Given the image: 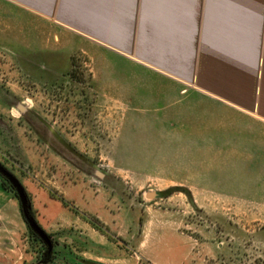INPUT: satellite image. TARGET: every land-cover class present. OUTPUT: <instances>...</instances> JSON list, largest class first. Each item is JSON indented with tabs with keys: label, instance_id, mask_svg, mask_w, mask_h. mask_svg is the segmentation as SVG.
Listing matches in <instances>:
<instances>
[{
	"label": "rangeland",
	"instance_id": "obj_1",
	"mask_svg": "<svg viewBox=\"0 0 264 264\" xmlns=\"http://www.w3.org/2000/svg\"><path fill=\"white\" fill-rule=\"evenodd\" d=\"M77 43L0 42V164L41 230L56 215L96 229L70 223L48 264H160L161 250L187 252V264H264V126L189 88L161 96L154 80L134 97L143 104H116L109 81L94 82L108 66ZM40 248L21 218L0 224V264H40Z\"/></svg>",
	"mask_w": 264,
	"mask_h": 264
},
{
	"label": "crops",
	"instance_id": "obj_2",
	"mask_svg": "<svg viewBox=\"0 0 264 264\" xmlns=\"http://www.w3.org/2000/svg\"><path fill=\"white\" fill-rule=\"evenodd\" d=\"M75 40L93 50L95 64L108 66L95 71L94 82L109 81L116 104H143L134 97L154 80L161 96L167 84L189 88L264 126V0H0L2 46L69 49ZM15 208L0 188L1 225L20 218ZM55 218L45 232L57 248L70 223L95 233L82 217ZM173 256L161 250L158 263L190 261L185 251ZM117 259L111 255L109 264Z\"/></svg>",
	"mask_w": 264,
	"mask_h": 264
},
{
	"label": "water",
	"instance_id": "obj_3",
	"mask_svg": "<svg viewBox=\"0 0 264 264\" xmlns=\"http://www.w3.org/2000/svg\"><path fill=\"white\" fill-rule=\"evenodd\" d=\"M0 173H2L11 184V187L14 190L16 197L19 201L21 212L25 222L27 223V226L50 250L52 247L50 237L43 230H41V228L38 226L35 220L29 216L30 206L27 203V198L24 193V189L22 185L18 182V180L14 176L9 174L8 172L2 170L0 171ZM146 197L156 198L158 197V194L154 192H150L146 194Z\"/></svg>",
	"mask_w": 264,
	"mask_h": 264
},
{
	"label": "flooded vegetation",
	"instance_id": "obj_4",
	"mask_svg": "<svg viewBox=\"0 0 264 264\" xmlns=\"http://www.w3.org/2000/svg\"><path fill=\"white\" fill-rule=\"evenodd\" d=\"M6 171L8 172L9 174H11L12 176H14L11 172H9L4 166H2L0 164V171ZM15 177V176H14ZM16 178V177H15ZM17 179V178H16ZM19 182V181H18ZM3 186H6L9 190H5V188ZM0 188L4 191H7V192H10L14 199L16 200L17 202V205H18V211H19V215H20V218L22 219V221L24 222L25 226H26V229H27V233H28V239H29V242L32 243V242H38L39 245H40V250H41V253L39 255V263L40 264H47L44 262V259L49 255L51 254L53 251V248H54V242L53 240L51 239V249L49 250L48 247L46 245H44L41 240L29 229V227L27 226V223L25 222L24 218H23V215H22V212H21V208L19 207V202H18V199L16 197V194L14 192V190L12 189L11 187V184L9 183V181L6 179V177L0 173ZM26 192V191H25ZM27 194V193H26Z\"/></svg>",
	"mask_w": 264,
	"mask_h": 264
},
{
	"label": "trees",
	"instance_id": "obj_5",
	"mask_svg": "<svg viewBox=\"0 0 264 264\" xmlns=\"http://www.w3.org/2000/svg\"><path fill=\"white\" fill-rule=\"evenodd\" d=\"M4 188H5V190H9L6 186H3ZM10 191V190H9ZM24 193H25V195H26V198H27V203H28V205L30 206V210H29V216L30 217H32L34 220H35V216H34V213H33V211H32V206H31V202H30V199H29V197H28V195L26 194V192H25V190H24ZM19 202V201H18ZM19 207H20V204H19ZM36 222V221H35ZM39 242V241H38ZM37 242V243H38ZM39 244V243H38ZM40 246V245H39ZM41 253V252H40ZM53 253H51V254H49L45 259H44V262L45 263H50V262H52V260H53Z\"/></svg>",
	"mask_w": 264,
	"mask_h": 264
}]
</instances>
